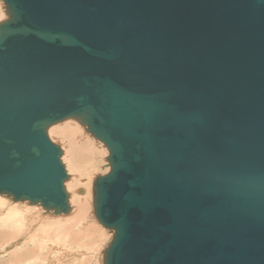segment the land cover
Here are the masks:
<instances>
[{
	"label": "water",
	"instance_id": "water-1",
	"mask_svg": "<svg viewBox=\"0 0 264 264\" xmlns=\"http://www.w3.org/2000/svg\"><path fill=\"white\" fill-rule=\"evenodd\" d=\"M2 1L0 195L66 213L76 119L102 264H264V0Z\"/></svg>",
	"mask_w": 264,
	"mask_h": 264
},
{
	"label": "rangeland",
	"instance_id": "rangeland-1",
	"mask_svg": "<svg viewBox=\"0 0 264 264\" xmlns=\"http://www.w3.org/2000/svg\"><path fill=\"white\" fill-rule=\"evenodd\" d=\"M6 18L7 15L5 13V5L4 2L0 0V21ZM47 135L54 143L61 147V160L65 165L67 173L69 174V178L65 181L66 191L68 182L72 179L74 180L75 184L70 190H74L77 196H84L88 190L86 186L88 178L90 179L92 188L94 178L97 175H102L109 171L110 166L106 161V157L108 155L107 148L101 141L95 138L92 133L87 130L85 125H82L78 120L66 119L57 122L48 127ZM76 144L78 145L75 148ZM88 167L94 168V170L92 169L93 171L89 177L85 176V174L82 172L83 169ZM80 187L84 189L83 194H79L76 191L77 188ZM69 205L71 208L74 206V204L71 202H69ZM12 207L16 208L13 219L17 222L18 229H20L21 233L25 235H30L31 233L38 235L37 240L33 239V241H28L29 243L27 242L28 244L26 243L27 245H25L30 249V255L41 254V256L43 255L44 257L54 258L57 260L56 264H102V248L107 246L110 235H113L110 234L109 231L105 230V228L99 227L97 230L93 231L94 235L97 237V242L94 244V249H91L89 252L85 253V255L87 253H91L87 257L82 255L83 250L80 251V249L83 248H80L76 251V253L80 252V256L78 258L75 257L76 253L72 256H68L66 253L60 256L61 250L53 248L56 239L57 241L62 242L63 246L69 247V249L72 250L73 248L71 247L70 243L71 240H75L76 238L72 236L70 239L66 240V234L70 232H83L87 224L84 226L83 221L76 222L74 220L67 219L72 209L68 210L66 213L61 212L54 214L52 211H46L39 204H29L27 201H13L4 195H0V219L5 218L6 214ZM86 211L90 214V216H95L93 212L91 195L88 196V207L86 208ZM65 214H68L66 218L64 217ZM4 223H6V221H0V226L3 225L2 227H5ZM40 232L42 235L39 234ZM56 233H60L62 237L58 236L57 238ZM23 241L24 240L21 238L17 239L16 245L18 246V244ZM10 245H12V248L10 247V249L13 252H16L14 253V257L18 255L20 258L19 253H21V249H18L19 246L13 247L15 246L13 243L7 246L3 245L0 249V251H3L0 252V264H6V259H10V254H13L11 253L12 251L8 249ZM53 251L56 252V254ZM46 253L47 255H45ZM43 261L44 260H42V262Z\"/></svg>",
	"mask_w": 264,
	"mask_h": 264
},
{
	"label": "bare ground",
	"instance_id": "bare-ground-1",
	"mask_svg": "<svg viewBox=\"0 0 264 264\" xmlns=\"http://www.w3.org/2000/svg\"><path fill=\"white\" fill-rule=\"evenodd\" d=\"M78 144L75 145V148H76V146ZM92 169L94 170V168L88 167L86 169H83L82 172H83V174H85V176L89 177L91 172L93 171ZM74 184H75L74 180H72V179L69 180L68 187H67V191L69 192V202L73 203L74 206L72 208L70 207V209H72V211H71V213H69V216H68V214H65L64 217L66 218L68 216L67 219L74 220L76 222L83 221L84 222L83 225L84 226L86 224L87 225L85 226V230H83V232H80V233L70 232V233L66 234V236H65L66 240L70 239L72 236H74L76 238L75 240L74 239L71 240L70 244H71V247L73 248L72 250H70L69 247L63 246V243L57 241V239H56L55 245H53L54 246L53 248L61 250L60 256L65 254V253L68 256H72V255H74L76 253V251L78 249L83 248V249H80V251L83 250L82 255L87 257L91 253H87L86 255H85V253L89 252L91 249H94V244L97 242V237L94 235L93 231L97 230L99 227H101V228L102 227L105 228V227L102 226L97 221L95 216H93V215L90 216V214L87 212L88 210L86 211V208L88 207V196L91 195V199H92V188H91L90 179L88 178V181L86 182V186H87L88 190H87V193L84 196H82V195L81 196H77L75 194L74 190L73 191L70 190L71 187H73ZM76 191L79 194H83L84 193L83 192L84 189L81 188V187L77 188ZM15 212H16V208L12 207V208H10L9 212L6 214V217L3 218V219H0V221H6V223H4L5 227H2L3 225L0 226V249H1V246H3V245L7 246V245H9L11 243H13L15 245L13 247H18L19 246L18 249H21V253H19L20 258L18 257V255L14 257V253H16V252H13L10 249V247L12 248V245H10L8 247V249H10V251H12L11 253H13V254L9 253L11 256H10V259L9 258L6 259V261H5L6 264H42V263L43 264H48V263L49 264H56L57 260H55L54 258L44 257L43 255L41 256V254H37V255H30L29 254L30 249L28 247H26L25 245H27L29 243L28 241H33V239L37 240L38 239L37 238L38 235L34 234V233H31L30 235L22 234L20 229H18L17 222L13 219V215H14ZM105 230L109 231L110 234H113V230H110V229H107V228H105ZM39 234H41V232ZM58 236L62 237V235L60 233H58V234L56 233V237L57 238H58ZM19 238H21L24 241L21 242L20 244H18V246H17L16 245V241ZM111 238H112V235H110L109 241L111 240ZM85 240H87V241H85ZM108 242H107V244H108ZM103 249L104 248H102V250ZM0 252H3V251H0ZM47 253L45 255H47ZM54 253L56 254V252H54ZM99 255H100V253H99ZM79 256H80V252L75 254V257L78 258ZM51 257H53V256H51ZM101 257H102V251H101ZM42 260H44V261L42 262ZM86 262H87V259H86Z\"/></svg>",
	"mask_w": 264,
	"mask_h": 264
}]
</instances>
